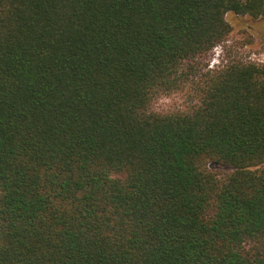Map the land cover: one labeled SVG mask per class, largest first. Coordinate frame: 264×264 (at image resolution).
Returning a JSON list of instances; mask_svg holds the SVG:
<instances>
[{
    "label": "trees",
    "instance_id": "obj_1",
    "mask_svg": "<svg viewBox=\"0 0 264 264\" xmlns=\"http://www.w3.org/2000/svg\"><path fill=\"white\" fill-rule=\"evenodd\" d=\"M229 13L264 0H0V264H264V60L201 67Z\"/></svg>",
    "mask_w": 264,
    "mask_h": 264
},
{
    "label": "rangeland",
    "instance_id": "obj_2",
    "mask_svg": "<svg viewBox=\"0 0 264 264\" xmlns=\"http://www.w3.org/2000/svg\"><path fill=\"white\" fill-rule=\"evenodd\" d=\"M231 31L227 40L211 51L202 62V73L216 69L229 62H255L264 60L262 44L264 42V17L251 19L247 16L226 15ZM207 65V66H206ZM192 101V95L183 91L159 96L153 101L151 109L158 113H168L184 109ZM215 170L223 171L218 166L211 165Z\"/></svg>",
    "mask_w": 264,
    "mask_h": 264
}]
</instances>
